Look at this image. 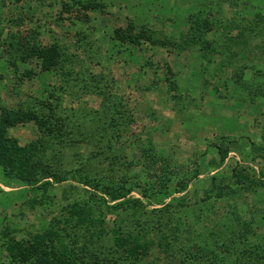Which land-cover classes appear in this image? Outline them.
<instances>
[{
  "label": "trees",
  "instance_id": "trees-1",
  "mask_svg": "<svg viewBox=\"0 0 264 264\" xmlns=\"http://www.w3.org/2000/svg\"><path fill=\"white\" fill-rule=\"evenodd\" d=\"M258 2L259 7L248 12V0H216L217 8L227 5L232 11V16L225 18L211 11L206 13L197 4L195 9L174 19L168 17L174 25L178 18L183 28L176 27L159 39L145 14L175 13L165 9L162 13L149 1L148 5H141V10L136 8V17L120 19L108 35L135 58L145 57V52L154 46L182 55L194 75L200 64H209L216 76L223 74L225 80L232 81L240 93L247 95V99L239 100L253 104L254 97L264 96V0ZM61 5L64 12L74 14V21L87 22L90 17L86 11L103 4L98 0H64ZM160 18L165 22V17ZM217 31L221 32L222 42L228 40L244 51H248V45L251 58L235 60L232 56L219 61L221 38L209 35ZM232 31L235 34L231 37ZM194 49L198 55H193ZM63 50L57 42L42 44L33 40L26 51L16 47L17 53L9 64L18 74V59L35 61L38 72L26 67L22 80L38 73L52 75L66 61ZM145 58L141 68L159 65L151 54ZM163 65V75L156 69L153 72L158 74L159 82L165 83L169 98L182 108L190 95L180 91L178 71L167 62ZM92 78L95 85H89L91 90L102 97L93 122H87L96 126L94 133H86V122L74 120L69 124L68 117L59 113L55 89H49L44 97H34L31 105L8 106L0 97V172L9 182L17 180L25 186L22 202L32 208L36 203L50 205L56 198L54 186L69 182L59 197L57 212L44 229L25 237H16L7 225L0 229L5 253L0 264H264V235H257L255 220L264 214V205L252 201V195L264 187V173L236 162L228 176L210 175L201 192L195 190L194 196L188 198L187 188L202 173L200 163L204 159L194 161V166L184 171L175 162L170 163L167 156L159 155L151 141L141 145L134 142L138 149L131 161L119 154L109 155L117 150L122 132L132 122L131 114L123 97L106 91L113 80L106 82L101 73ZM100 112L107 119L102 120ZM27 123H33L37 136L22 144L10 134V129ZM259 138L258 142L251 140V158L264 162V130ZM215 139L209 147H215L217 159L209 162L210 167L224 164L229 145L236 138L219 134ZM80 144H92L94 148L84 153ZM66 157L74 158L73 166L67 165ZM103 160L111 175L98 169L97 162ZM119 164L140 167L124 172L117 169ZM141 175L146 177L144 182ZM133 191L139 196L130 195ZM30 192L32 196L28 197ZM158 196L163 200L161 205L149 208L150 203L144 199ZM169 196V201L162 199Z\"/></svg>",
  "mask_w": 264,
  "mask_h": 264
},
{
  "label": "rangeland",
  "instance_id": "rangeland-1",
  "mask_svg": "<svg viewBox=\"0 0 264 264\" xmlns=\"http://www.w3.org/2000/svg\"><path fill=\"white\" fill-rule=\"evenodd\" d=\"M62 1L64 0L18 2L0 0V97L3 102L8 106L18 103L31 105L34 97H44L49 89H55L60 102L59 113L68 117L69 124L74 120L86 122L84 126L88 127L86 133H94L96 126L87 125V122L89 120L93 122L102 97L90 87L95 85L93 74L101 73L105 75L106 82L109 79L113 80L107 84L106 91L123 97L132 119V122L127 124V131L122 132L120 143L115 147L117 150L109 155L119 154L124 160L131 161L134 150L138 149L134 147V142L141 145L151 141L155 144L159 155L167 156L170 163L175 162L184 171L193 167L194 161L204 159L203 163H200L202 173L187 188L188 198L194 196L192 194L195 190L201 192L210 175L228 176L231 166L236 162L254 169L256 173H264V162L259 158L252 159L250 153L251 140L258 142L264 130V114H262L264 96L254 97L253 104L250 101L239 100V98L247 99V95L240 93L238 86L232 81L225 80L223 74L216 76L211 65L200 64L201 67L196 71V75L191 74L192 68L186 58L182 55H178V58L175 52H168L161 46H154L145 52V57L151 54L152 59L159 65L153 68L145 65L141 68L140 65L146 61L145 57L140 58L136 55L135 58L124 49V46L117 45L118 43L109 37L112 26L120 22V19L125 20L126 16L136 17L135 14H139L136 8L141 10V5H148L149 1H152L150 4L155 9L163 11L162 13L164 9L171 11V14L175 13L171 16L168 14L160 16L159 11L157 14H145L147 17L143 15L150 24L154 25L155 35L159 39L170 34L176 27L183 28V22L178 18L175 19V25L171 19L182 15L186 10L195 9L197 4L201 5L206 13L211 11L223 18L231 17L233 14L227 5L219 9L216 0H98L103 5L88 9L86 13L90 21L83 22L74 21V14L64 12ZM248 2L246 8L249 12L252 7L258 8L261 1L248 0ZM160 17H165V22ZM214 33L211 32L209 35L211 37L219 35L221 38L219 47L222 55L218 56L219 61L232 56L235 60H244L248 56L251 58L252 52L248 45L245 49L249 52L228 40L226 43L222 42L220 31ZM234 34L235 31H232L230 36ZM33 40L42 44L57 42L64 49L66 61L63 67L56 71L57 74L44 76L38 73L22 80L21 73L26 67L34 72H38L39 69L35 61L21 62L19 59L16 62L18 74H14V68L10 66L9 60L17 53L15 48L19 47L26 51ZM143 47L149 48L147 45ZM191 52L193 55L199 54L195 49ZM194 60L195 58L192 61ZM164 62L178 71L180 91L190 95L182 108L169 98L165 83L159 82L158 74L153 72L156 69L157 73L163 75ZM246 79H249V73ZM257 81L260 82L261 79L258 78ZM99 114L102 120L107 119L106 114L103 115L101 112ZM10 134L23 144L35 138L37 130L33 123H27L11 128ZM96 134L98 135L97 132ZM219 134L236 139L229 145L230 151L224 164L220 167H210L209 162L217 159V154L215 147L209 145L216 140L215 135ZM137 136L138 138H135ZM78 147L84 153L94 148L92 144H82V146L80 144ZM71 151H74V147ZM66 160L67 165H74V158L66 157ZM106 163L105 160L98 161V169L104 170L103 173L106 175H111L112 173L105 169ZM139 167V165L119 164L117 169L133 172ZM140 177L141 182L146 180L144 175ZM8 182L9 180L0 172V229L7 225L14 230L13 234L16 237H25L29 233L44 229L57 212L59 197L64 189H68L69 184L64 182L54 186L52 191L56 193V198H53L50 205L36 203L32 208L26 202H22L25 199L23 197L25 186L17 180ZM130 195L139 196L136 191ZM27 196L31 197L32 193ZM39 198L37 200H40ZM162 199L169 201L171 196ZM144 201L150 203L149 208L159 207L163 202L160 196ZM252 201L264 205V187L252 195ZM255 220L257 235L262 238L264 214L260 213ZM4 255L0 240V261L5 257Z\"/></svg>",
  "mask_w": 264,
  "mask_h": 264
},
{
  "label": "crops",
  "instance_id": "crops-1",
  "mask_svg": "<svg viewBox=\"0 0 264 264\" xmlns=\"http://www.w3.org/2000/svg\"><path fill=\"white\" fill-rule=\"evenodd\" d=\"M175 56H178L177 54H175ZM178 58H179V56H178Z\"/></svg>",
  "mask_w": 264,
  "mask_h": 264
}]
</instances>
